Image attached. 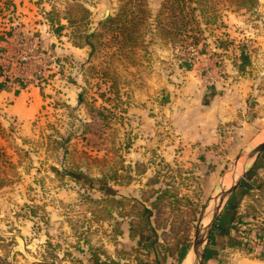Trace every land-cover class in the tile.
I'll list each match as a JSON object with an SVG mask.
<instances>
[{"label":"rangeland","instance_id":"1","mask_svg":"<svg viewBox=\"0 0 264 264\" xmlns=\"http://www.w3.org/2000/svg\"><path fill=\"white\" fill-rule=\"evenodd\" d=\"M163 2L142 0L134 49L120 54L99 22L122 0H0V89L31 82L39 105L21 121L0 98V264H140L146 241L181 264L197 232L201 264L217 243L262 251L264 150L244 165L258 140L241 128L264 126V74L214 139L186 140L176 114L186 72L209 91L264 68V0L193 4L187 25L186 10L175 18ZM243 174L251 188L237 183L205 237ZM226 210L237 222L220 224Z\"/></svg>","mask_w":264,"mask_h":264},{"label":"crops","instance_id":"2","mask_svg":"<svg viewBox=\"0 0 264 264\" xmlns=\"http://www.w3.org/2000/svg\"><path fill=\"white\" fill-rule=\"evenodd\" d=\"M250 71H253L254 74L249 72L245 74L247 76H239L238 72L233 70L231 71L232 74L239 76L235 84H229L230 79L233 77L231 76L224 87L216 82L214 87H212V89L210 88L211 90L209 91L203 90V87L197 84L200 82L199 79L194 78L192 73L188 74V72H186V83L188 87L186 88V99H183L184 102L181 101L184 107L178 109L179 113L176 114L185 117L186 140L201 141L205 140L206 137L214 139L218 124L234 119V115L245 110L240 103L241 100L245 99L248 90H250L248 88L252 83V81L250 82V78L257 72L260 73L262 71L264 74V68L251 69ZM16 84V86L10 85L1 88L0 98H9L8 102L10 104H8V113L22 121L35 115L38 111V89L35 88L34 84L31 82L29 84L19 82ZM172 108L174 109V107H171V109ZM172 116H175V114L172 113ZM248 127H252L251 130L248 131L250 135H252L250 139L255 137L256 140H258L254 146L264 140V126H260V121H255L254 124L244 123V127L241 128V131H246ZM227 216L229 219L231 215H228L226 210V212L222 213L220 216L221 223H219L222 224V222H225ZM220 224H216V226H220V228H222V226L224 228L226 227L225 224ZM242 249L243 247H239L235 244L224 246L217 243L209 247L207 253L204 254V258H207V264H214L215 258H219L220 255H223V257L228 260L225 264H264V247H262L260 254H257V247L256 249L253 247L246 251ZM244 253H247V255H244ZM148 258V264H169L156 258L153 254L148 255Z\"/></svg>","mask_w":264,"mask_h":264},{"label":"trees","instance_id":"3","mask_svg":"<svg viewBox=\"0 0 264 264\" xmlns=\"http://www.w3.org/2000/svg\"><path fill=\"white\" fill-rule=\"evenodd\" d=\"M142 0H122L121 5L119 6L118 11L114 15H109L107 18H105L100 23V28H104L106 30H113L117 31L113 35L112 40L117 44V49L120 52V54H123L124 51L130 52L132 49H134V45L136 44V37L133 36L132 28L133 25H137L139 23V17L137 16L138 11L141 10ZM206 0H164L162 4V9H168L170 13H172L175 18H178V15L182 13L184 10H186V25L191 22V20H194V16L192 15L194 8L192 7L193 4L197 6H202L205 4ZM255 3V0H238L237 4L242 7H250L253 6ZM8 4V3H7ZM101 33H92L87 38L99 36ZM86 45L90 46L91 49H93V44L88 41L86 42ZM111 57V56H110ZM71 176L73 178H85L81 174L77 173H71ZM88 182H91L90 179H88ZM240 186L244 187L245 193L251 188L249 183L243 182L241 180L239 182ZM244 193V194H245ZM144 212H149L147 209H144ZM148 215H145V217H148ZM144 217V220L146 218ZM235 219V220H234ZM235 215L234 217H231V222L236 221ZM237 222V221H236ZM149 225V222H147ZM154 229H150V231H153ZM156 243V242H155ZM154 241L145 243L146 248H148V255L153 254L156 258H159L161 260H164L165 257L160 256V251L154 246ZM149 261V258H148ZM148 261L140 264H148ZM103 264V263H102Z\"/></svg>","mask_w":264,"mask_h":264},{"label":"water","instance_id":"4","mask_svg":"<svg viewBox=\"0 0 264 264\" xmlns=\"http://www.w3.org/2000/svg\"><path fill=\"white\" fill-rule=\"evenodd\" d=\"M107 14V12H106ZM264 150V140L260 143H258L257 145H255V147L253 149H251L246 155H245V162H244V165L252 160L253 158H257L258 155ZM245 175L243 174L235 183L232 187H230L228 190L226 191H222L219 195V200H218V204L216 206V211L212 214V219L209 223V225L206 227V236L209 235L210 233V230H211V227L212 225L214 224V222L216 221V216H217V212H218V209L220 207V205L222 204L223 202V199L224 197H226L227 195H231L232 192L236 189L235 187L237 186V183L240 182L242 180V178L244 177ZM201 236L199 235V233L197 232L196 233V236H195V239H194V242L191 246V249H189L187 251V253L185 254L184 256V259L186 258L188 260V264H201V257L203 256V253H204V249L203 251L199 254V248H200V245H201ZM183 259V260H184Z\"/></svg>","mask_w":264,"mask_h":264},{"label":"bare ground","instance_id":"5","mask_svg":"<svg viewBox=\"0 0 264 264\" xmlns=\"http://www.w3.org/2000/svg\"><path fill=\"white\" fill-rule=\"evenodd\" d=\"M253 140H254V139H253ZM243 166H244V165H243ZM242 169H243V168H242ZM235 173H238V175H239V172H238L237 170L235 171ZM235 177H236V176L234 175V176H232L231 178H229V179H228V182L232 184L233 181L235 180ZM236 179H237V178H236ZM235 181H236V180H235ZM226 182H227V180H226ZM228 182H227V183H228ZM227 185H228V184H227ZM208 222H209V220H208ZM208 222H207L206 224H208ZM204 227H206V226H204ZM201 248H202V247H201ZM181 264H188V260L185 259V261H183Z\"/></svg>","mask_w":264,"mask_h":264},{"label":"built area","instance_id":"6","mask_svg":"<svg viewBox=\"0 0 264 264\" xmlns=\"http://www.w3.org/2000/svg\"><path fill=\"white\" fill-rule=\"evenodd\" d=\"M20 60L24 63V62H26L27 60H28V57H26V56H22V57H20ZM6 74V73H5ZM6 76V75H5Z\"/></svg>","mask_w":264,"mask_h":264}]
</instances>
